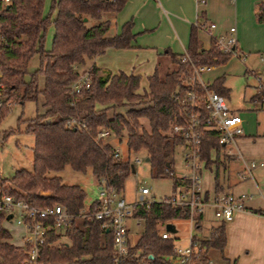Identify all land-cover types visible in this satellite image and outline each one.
Here are the masks:
<instances>
[{
    "label": "trees",
    "instance_id": "obj_1",
    "mask_svg": "<svg viewBox=\"0 0 264 264\" xmlns=\"http://www.w3.org/2000/svg\"><path fill=\"white\" fill-rule=\"evenodd\" d=\"M45 2L0 0V95L6 102L22 104L43 96L46 107L44 113L29 119L26 128L35 139L34 170L22 168L11 179H1V192L39 207L61 204L77 215L86 207V190L64 183L58 175H49L71 167L82 173L91 170L99 186L105 180L120 194L133 164L130 159L115 157L116 147L111 142L96 140L99 128L110 129L120 140L125 138L130 154L145 151L156 177L173 178L174 193L190 185L191 181L176 176L174 169L176 149L187 147L183 137L173 130L176 123L182 124L186 118L185 105L179 98L187 88L185 81L191 64L211 66L225 62L228 57L214 48L203 49L194 26L187 50L189 60L183 58L184 54L165 51L148 78V89L140 93V75L104 74L93 62L110 47L133 46V22H127L121 33L111 32L113 17L128 0H52V12L48 16L44 15ZM105 14L111 17L104 18ZM255 18L264 23V1L257 4ZM51 23L55 35L52 47L46 49V31ZM36 54L40 65L30 74L29 62ZM82 68L85 70L81 71ZM86 72L92 77L90 87L72 95L73 83ZM40 77L44 79L43 87ZM197 88L205 92L200 84ZM207 88L223 96L230 94L224 77L217 78ZM117 107L123 111H117ZM202 112L206 117L207 112L204 109ZM4 115L5 110L0 109V118ZM72 119L79 124L69 126ZM222 150L219 133L204 130L201 160L206 168L216 167V196L228 194L219 184V170L225 165ZM213 152L216 157H212ZM205 198L210 199L209 192H205ZM99 206L96 200L89 207L95 211ZM252 212L264 215V210ZM8 216L0 210V264H22L27 257L26 247L11 242L12 233L5 226ZM135 216L144 220L145 230L134 245L130 244L131 263L147 258L151 264H172L164 256L174 253L175 239H163L160 227L190 219V208L153 203L148 209L136 208ZM202 219L203 214L195 217L198 230L202 229ZM225 225L214 227L210 239L194 235L193 240L199 241L202 251L191 264H209L211 250L223 252L227 243ZM113 259L111 231L103 227L101 220L77 218L64 233L52 231L48 235L38 264H114Z\"/></svg>",
    "mask_w": 264,
    "mask_h": 264
},
{
    "label": "built area",
    "instance_id": "obj_2",
    "mask_svg": "<svg viewBox=\"0 0 264 264\" xmlns=\"http://www.w3.org/2000/svg\"><path fill=\"white\" fill-rule=\"evenodd\" d=\"M7 3L9 0H1ZM200 3H205L206 0H199ZM201 29H206L211 35L212 43L210 48H214L229 58L237 57L244 60L245 55L239 52L238 37L236 27H230L225 33L214 35V30L217 28L215 23H201ZM184 59L189 60L187 53L184 54ZM260 66L252 70L250 73L255 79V94L256 101L264 110V55H259ZM208 65H193L189 66V71L186 77L185 86L187 87L183 95L179 98V102L185 105V122L182 124L176 123L173 126L175 133L180 134L187 147L184 149V166L190 170L188 175L178 176L184 181L190 180L188 186L180 188L171 196L161 199H145L146 195L151 194V189L148 186L140 188L141 200L137 203H128L121 198L113 187L107 185L105 180L99 186L100 206L97 210L92 211L89 206L81 209L77 215L68 212L67 208L61 204H56L51 207H39L25 200H17L10 194L1 192L0 181V210L6 211L7 214H12V220L17 225L25 228L23 235V246L26 247L27 257L22 261V264H38L41 247L46 243L48 235L52 231L64 233L70 226L73 225L77 218L97 219L103 222V227L111 231L113 235L114 247V264H133L130 261V228L129 220H134L140 224L143 220L141 217L135 216V210L138 207H146L147 209L153 203H169L173 206L189 207L191 211V220L195 217L204 214L207 206L215 208L214 215L220 223H229L234 220L235 214L239 210L246 209L245 201L252 199L251 194H242L238 197L233 194H222L214 196L209 200L205 198V191L201 186V175L204 161L201 160L202 144L204 130H215L219 133V143L225 149L227 154L234 156L235 159H241V154L228 151L229 146H236L237 139L243 134V119L237 114L231 112L230 107L226 102V98L218 92L208 89L201 80V72L208 68ZM91 75L86 72L73 83L70 93L77 95L84 89H88L91 85ZM198 84L205 88V92L198 91ZM4 103L0 100V108ZM202 109L207 112L206 117L203 116ZM205 121V124H204ZM78 122L72 119L68 122L69 126H73ZM79 124V123H78ZM112 131L108 128H99L97 131L96 140L106 142L112 136ZM115 157H119L120 152L116 148ZM262 163L251 161L246 164V173L242 177H247L251 174V169L262 166ZM15 210H18V215ZM10 219H7V221ZM167 224V223H166ZM165 224V225H166ZM211 234L202 239H210ZM163 239L174 238L173 233L167 229L161 231ZM194 235H191L189 244L185 247L175 245L174 253L165 255L164 259L172 264H191L194 256L198 258L199 252L202 251L199 241L193 240ZM175 239V238H174ZM133 245V244H132ZM137 264H151L147 258L141 259ZM209 264H214L211 259Z\"/></svg>",
    "mask_w": 264,
    "mask_h": 264
},
{
    "label": "crops",
    "instance_id": "obj_3",
    "mask_svg": "<svg viewBox=\"0 0 264 264\" xmlns=\"http://www.w3.org/2000/svg\"><path fill=\"white\" fill-rule=\"evenodd\" d=\"M261 1L264 0H206L205 3H200L199 0H128L124 8L113 17L114 28L112 27V29L114 31L112 33H121L123 26L127 22H133L132 32L135 34L133 46L124 49L110 47L104 54L96 56L93 62L104 71V74L125 72L127 74L140 75L141 87L139 92L143 93L148 89V78L155 72L158 61L165 51L170 50L180 55L187 53L194 26L197 28L196 31L202 43V48H210L212 43L211 35L206 29L199 27L201 23H215L217 28L213 32L214 35L225 33L230 27H236L239 52L250 54L253 49L252 45L256 44V42H251L250 37L252 35L250 36V32L259 30L260 23L255 18V11L257 4ZM47 11L48 0L45 2L44 15H46ZM248 57L246 55L245 59H248ZM219 66L224 69V73H218L212 79L205 76V72L217 70ZM243 68L246 69L243 65L241 66L238 60L228 57L225 62L211 65L202 71L201 80L205 85L209 86L217 78L224 77V85L229 88L226 85L225 73L228 70L240 73ZM224 97L229 98L230 94ZM248 105L250 109L254 110L261 108L256 101L255 93L250 97ZM231 112L240 115L237 111L231 110ZM242 136L243 134L239 138ZM228 156L231 157L230 160L227 163L225 162L222 167L228 172V177L225 174L223 180L227 178L229 182V173L232 170L231 165L239 162V160L227 154L225 149H223L221 159L224 160L223 157ZM212 157H216L215 152L212 153ZM244 168L233 167L242 179H245L242 177L243 173L241 174ZM211 171L213 170L211 169ZM262 174H264V171H258L256 176L252 175L251 177L254 186L253 190L256 193L251 200L245 201L246 209L237 211L234 220L226 223L227 243L223 252L211 250V259L214 264H264V215L252 212V210H264V178L261 177ZM219 184L223 192L228 193L225 192L226 186L223 185L220 175ZM230 186L231 184L228 183V188ZM213 190L212 194L216 196V180ZM204 191L211 192L208 189ZM205 221H207V216L204 212L202 229L198 230L195 227L197 232L194 234L201 239L207 237L214 227L221 224L218 222L216 225L207 226ZM14 223L15 221L11 218L5 222V226L10 230V225ZM142 223L145 226L144 220L140 224H137L134 220H129L130 240L133 245L145 230L144 228L140 233L137 230ZM195 223L196 221H194V226ZM133 237L136 238L133 240Z\"/></svg>",
    "mask_w": 264,
    "mask_h": 264
},
{
    "label": "rangeland",
    "instance_id": "obj_4",
    "mask_svg": "<svg viewBox=\"0 0 264 264\" xmlns=\"http://www.w3.org/2000/svg\"><path fill=\"white\" fill-rule=\"evenodd\" d=\"M51 12L52 0H48V11L46 16L50 15ZM107 17H111V15L105 14L104 18ZM259 25V30H257V32L255 30L250 32V36L252 35L250 37L251 42H256V44L252 45L253 49L251 53H241L242 55L245 54V57L246 55L249 56L248 59L244 58L245 60H241L237 57H232L233 59L238 60L241 66L243 65L246 69L243 68V71L240 73H234L230 70L225 73L226 85L231 89L230 97L226 98V102L230 109L239 112L243 119V136L237 139L236 146L232 145L227 149L228 151H232L234 154L239 152L242 158L238 159L239 162H235L234 165H231L232 170L229 173V182L227 178L226 180H223L225 174L228 177V172L227 170L225 171L223 167L220 170V177L223 185L226 186L225 192L233 194L236 197L242 194H251L254 196L256 192L253 190L254 186L251 177L252 175L256 176L258 171H264V110H261V108H258L257 110L250 109L248 105L250 97L255 93V79L250 71L257 69L260 66L259 55H264V23H260ZM112 31L114 30L112 29ZM54 35V24L51 23L46 31V49H50L52 47ZM39 65L40 57L39 54H36L29 62V73H33ZM83 70L85 69L82 68L81 71ZM218 73H224V69L221 66H219V69L217 70H210L204 74L212 79ZM30 74L27 75V80L30 79ZM43 85L44 79L43 77H40V86L43 87ZM0 100L4 103L3 107L0 109L5 110V115L0 118L1 180L11 179L16 171L22 168L29 171L34 170L33 146L35 139L32 134L26 132V128L29 124V119L36 117L37 114L44 113L46 111V107L44 106L45 100L43 96H41L38 101H26L24 104L12 100L6 102V99L1 95ZM116 110L123 111L122 108L118 107ZM107 141L111 142L119 150L121 158L124 160L130 159L135 168V171H132L131 175L126 180L123 191L119 194V196L125 199L126 202L134 204L140 201L142 195L140 188L144 186H148L151 189V194L146 195L145 199L166 198L174 193L173 178L156 177L151 169L149 161L146 160L147 157L145 151H142L137 155L130 154L126 139L123 138V140H120V138L114 134H112ZM183 153V147H179L175 151L174 167L176 176H184L190 173V170L184 166ZM230 158L231 157H223L226 163L230 160ZM251 161L257 164L262 163L263 166H257L251 169V174L244 177L245 179H242L241 176L239 177L237 170H234L233 167H238V169H240V167L243 168ZM215 168L216 167H203L202 169L201 186L203 190L208 189L211 191L210 198L214 197V194L212 193L214 191L213 188L215 184ZM211 169L213 171H211ZM242 173H246V167L242 169L241 174ZM49 175H58L62 178L64 183L79 185L84 188L87 192L86 206H90L94 201L99 199V185L91 170L86 173H82L73 170L71 167H67L60 172H50ZM261 177L264 178V174H262ZM238 181L239 183H237ZM228 183L231 184L229 188ZM214 210L215 208L212 206H207L205 208V214L207 216V221H205V223L207 226L211 224L216 225L219 222L214 215ZM15 212L18 215V210H15ZM173 223L177 228V232L173 233L175 243L180 247H185L189 244L191 235H194L197 232L194 226V221L191 219H180L174 221ZM144 228V223H142L137 230L140 233L144 230ZM160 229L165 230L166 225H161ZM10 231L13 237V244L21 245L23 241L22 236L24 228L21 225L14 223L10 225ZM210 234L211 233H209V235ZM134 238L136 237H133V240ZM198 238L201 239L200 237Z\"/></svg>",
    "mask_w": 264,
    "mask_h": 264
},
{
    "label": "water",
    "instance_id": "obj_5",
    "mask_svg": "<svg viewBox=\"0 0 264 264\" xmlns=\"http://www.w3.org/2000/svg\"><path fill=\"white\" fill-rule=\"evenodd\" d=\"M149 159L147 158V161H148ZM132 171H135V168H134V166H132ZM12 218V214H10L9 216H8V219H11ZM166 229L168 230V231H170L171 233H176V226H175V224L174 223H167L166 224Z\"/></svg>",
    "mask_w": 264,
    "mask_h": 264
}]
</instances>
